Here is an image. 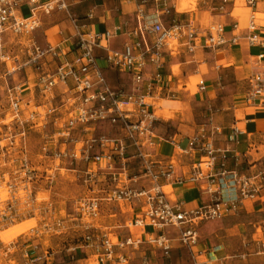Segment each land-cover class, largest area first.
Returning a JSON list of instances; mask_svg holds the SVG:
<instances>
[{"label": "built area", "instance_id": "built-area-1", "mask_svg": "<svg viewBox=\"0 0 264 264\" xmlns=\"http://www.w3.org/2000/svg\"><path fill=\"white\" fill-rule=\"evenodd\" d=\"M174 1L134 0L136 25L127 31L130 38L120 48H110L106 41L114 33L89 29L86 20L92 18V12L83 18L75 17L68 11V0H0V63L14 64L13 68L4 69L0 76L13 77L23 70L26 77L25 81L12 78L10 84L5 79L10 111L1 119L7 117L0 130V141L7 143H0V157L4 161L0 164V188H5L8 196L4 199L0 196V222L16 216L18 188L27 191L41 182L46 186L51 183L50 166L39 169L43 163L25 158L28 131L37 126L44 129L48 124L53 128L44 135L42 153L60 160L61 164L64 161L72 164L68 170L74 172L86 190L74 200L76 213L81 218L83 215L93 218L114 202L135 206L136 210L123 226L127 229L148 227L151 232L146 237L147 244L160 250L163 256L169 254L174 239L182 246L196 245L202 222L223 217L235 210L242 200L257 194L259 174L247 175L226 167L228 149L217 147L212 140V133L218 129L216 126L208 134L201 130L188 137L182 151L197 159L185 172L187 175L176 174L173 161L153 159L146 149H154L157 117L152 91L163 74L165 54L178 53L181 45L189 54L197 49L215 51L238 44L241 37L250 45L264 44L258 37L255 20L261 18L256 12L249 15L245 29L236 30L237 22H232L234 33L228 36L224 23L197 28L191 19L170 14L171 9L179 13ZM229 1L210 0V5L224 10ZM243 1L250 6L256 3V0ZM22 4L27 5V16L19 11ZM54 11L64 12L69 18L73 34L68 43L32 41L26 46L24 59H19L8 39L31 34L41 24L40 15ZM243 30L246 31L244 35L241 34ZM25 68L32 71L31 77L27 76ZM106 69L126 72L130 87L123 89L111 85ZM248 82L245 101L264 102V74H252ZM57 84L65 85L69 92L60 107H66L71 98L75 99L67 118L56 116L55 106L44 110L37 107L39 104H32L33 108H29L34 93L48 99ZM195 86L199 91L205 90V79L199 76ZM171 92L169 90L168 95ZM5 109L0 103V110L4 112ZM57 112L60 114L59 110ZM233 131L237 133L236 129ZM11 153L25 154L11 158L12 161L18 159L14 167L4 157ZM131 163L137 171L130 172ZM160 178L168 185L184 179L202 181L212 198L201 205L184 208L180 201L167 196L158 183ZM140 180H147L149 185H132ZM222 190L227 191L226 196ZM31 192L26 196H31ZM98 229L86 222L82 236L95 248L102 262L135 263L130 261L126 250L137 249L143 241L142 234L133 237L131 233H118L112 241L108 233Z\"/></svg>", "mask_w": 264, "mask_h": 264}, {"label": "crops", "instance_id": "crops-1", "mask_svg": "<svg viewBox=\"0 0 264 264\" xmlns=\"http://www.w3.org/2000/svg\"><path fill=\"white\" fill-rule=\"evenodd\" d=\"M77 1L79 2L80 0L74 2L76 3ZM72 3L71 0H68L69 6ZM105 3L106 0L94 3L93 6L89 7L78 17L83 18L85 14L91 11L92 18L86 20L89 29L100 32L104 30L112 31L114 34L106 41V45L110 48H120L122 44L130 38L127 31L133 29L136 25L134 0H116L117 5L115 10H118V15L113 19L106 16L110 8L106 7ZM173 4L179 13H175L174 10L171 9L170 14H174L183 19H191L197 28H203L212 23H224L227 28L228 36L234 33V30L231 31L230 24L232 22H237L236 30L245 29L249 15L252 12L264 14V0H256L255 5L252 6L248 5L243 0H230L225 5L224 10H218L211 6L210 0H175ZM191 4H195L194 9H186L188 6H191ZM97 8H99L100 12L96 13L95 9ZM19 11L22 16H27V5H20ZM54 14L58 16V14L64 15L65 13L54 11L49 15L41 14L40 26L45 17ZM258 17L261 19L255 20L257 23V33L260 40L264 41V16ZM63 22L65 21H62L61 24ZM54 26L57 27V25L52 24L47 27V29H44L43 44L48 42L61 43L62 45L67 44L73 34L69 18L66 19L64 23L65 29L61 26V28H55V32H47L52 29V27L54 28ZM241 32L243 35L246 34L245 30ZM101 42L104 43V40ZM99 53H102V51L99 50ZM70 55L71 54H69V56ZM246 57L247 59L244 60L243 58ZM248 58H255L258 62H264V44L250 45L245 38L241 37L238 44L215 51H202L201 49H197L195 53L189 54L185 52V47L181 45L178 47V53L165 54L163 74L160 81L157 84L154 83L155 90L152 91V102L157 117L155 123H158V129L155 132L156 137L153 139L154 149L151 150L152 148H146L151 153L153 159L163 162L169 160L173 161L176 174L181 173L187 175L185 172L190 170L193 161L197 159V156L187 155L182 151L186 146L188 137L201 130H204L205 134H208L212 128L216 126L218 129L216 132L212 133V140L217 147L228 149L226 167L235 169L239 173L247 175L259 174V177L261 176L260 180H257L260 187L257 194L250 200V204L244 199L246 202L242 200V203H240L235 210H231L226 214L228 215L235 212V214H231L229 217L237 219L238 222H244L249 214L253 215L254 212H259L260 209L264 208V154L260 152V146L264 145V128L259 126L261 122L264 123V102L258 100L247 102L243 99L241 100L242 103L237 104L231 101L226 107L221 106V108L214 110L212 109V101L209 99V94L216 89L223 88V83H225L224 78H226L229 73L233 72L236 77L235 69L237 64L241 62L246 63ZM202 64H205L206 68L214 67V70L210 72L211 74H209V70L207 72H202ZM173 66H177V68H172ZM105 73L107 79L110 75L116 77V79L117 77L119 79L120 76L126 77L128 84L127 87L123 89H128L130 87V77L126 72L106 69ZM205 73L209 76L207 77ZM188 75H197L204 78L206 81V89L199 91L196 88L195 99L190 102V107L187 108L182 107L181 100H184V95L187 93L185 90L187 86L185 79ZM109 80L110 79H108V81ZM234 84L235 86L237 85L236 81ZM178 86H181V88ZM169 90L172 91L169 93V95L172 94L170 96L168 95ZM234 90L235 91H231L229 95H234L238 92L237 87L234 88ZM229 95H225L224 98L229 97ZM177 102L180 104V110L174 112L173 108ZM240 106H242V114L238 115L237 111ZM172 113L175 114L176 118L173 119L170 117ZM165 114L169 115L168 118L170 117L171 123L174 125L176 124L177 127V131L168 137H164L159 132L161 131L160 126L163 120H167L164 118ZM182 127L184 130H181ZM233 129H236L237 133H234ZM191 132L195 133L192 134ZM188 133L191 134L189 135ZM129 151H131V148H129ZM28 152V149H26L25 154L28 155ZM14 154L15 153H11L7 155H12L10 158H15ZM22 155L18 153L17 157H21ZM6 158L9 157L7 156ZM130 166V172L137 171L138 168L132 166V163ZM158 183L163 187L168 185L163 178H160ZM132 185H149V182L147 180H140L136 183H132ZM169 187L170 191L167 192V196L172 200L180 201L184 208H192L201 205L212 198V194L204 189V183L202 181L184 179L181 182H171ZM222 191L223 196H226L227 191ZM124 206L130 210L128 213L129 218L136 208L135 206H129L128 203H125ZM249 208L252 210L250 211ZM200 226L198 228L199 238ZM204 226L205 224L202 225V228ZM126 230L127 233H131L133 237L139 234L143 236V241L139 244L137 249L129 248L126 250L130 257V261L135 262L134 264H208L210 261L220 260L226 257V246L224 244L213 245L210 242L211 237H215L219 233L212 236L207 235L209 242L204 238L191 247L182 246L174 239L171 243L172 248L169 254L163 256L160 250L147 244L146 237L151 232L148 227L143 226L141 229L135 227L134 230L126 228ZM172 235L174 234L172 233ZM93 250L96 252L95 248H93ZM105 262L106 264L114 263L113 261H104L103 263L105 264Z\"/></svg>", "mask_w": 264, "mask_h": 264}, {"label": "rangeland", "instance_id": "rangeland-1", "mask_svg": "<svg viewBox=\"0 0 264 264\" xmlns=\"http://www.w3.org/2000/svg\"><path fill=\"white\" fill-rule=\"evenodd\" d=\"M74 1L76 0H71L73 3L69 6V13L80 17L84 11L101 0H80L79 2L77 1L78 3ZM116 5V0H106L105 6L110 8L106 16L113 19L118 15V10H115ZM194 6L195 4H191L186 9H194ZM95 11L96 13L100 12L99 8L95 9ZM55 15L45 17L42 25L31 34L19 35L8 39L9 46H12L16 51L19 59H24L26 46L32 41L43 44L44 29H47V27L52 24L57 25V27L54 26L47 32H55V28L58 29L61 26L65 29L64 23L68 19L67 14ZM255 15L264 16L262 13H256ZM62 21L65 22L61 24ZM243 59L245 60L247 57ZM13 67L14 64L10 62H7L6 65L0 63V74L3 73L4 69ZM174 67L177 68V66L172 68ZM201 69L202 72L209 70V74H211L210 72L214 70V67L206 68L205 64H202ZM235 70L236 77L233 72L229 73L224 78L223 88L210 92L209 99L212 101V109L217 110L221 106L226 107L231 101L237 104L242 103L241 100L244 99L249 88L248 75L254 72L264 73V62H258L255 58H248L246 63H238ZM25 71L27 76L31 77L32 71L29 68H25ZM20 74H13V77L8 75L5 79L8 84L13 79L15 81H25L26 77L23 75V70L20 71ZM206 76L208 77L209 75L206 74ZM198 77L197 75H188L185 79L187 85L185 90L187 93L184 95V100H181L182 107H190V102L195 99V83ZM5 79L0 76V103H3L6 108L5 113L0 110V130H3L2 123L7 120V117L5 120H1L2 116L10 111V109H7L9 97L6 96ZM108 79H110L109 82L113 86L127 87L128 80L126 77L120 76L119 79L118 77L116 79V77L110 75ZM235 81L238 86H235ZM178 87L181 88V86ZM236 87L238 92L234 95H229L231 91H235L234 88ZM67 93L69 94L68 88L62 84L56 85L53 94L48 99L39 97V95L34 93L31 97L29 108H33L32 104H39L37 107H42L44 110L55 106L57 111H60V114L56 111V116L67 118L68 110L72 108V103L75 101V99L71 98L66 107H60L63 102L62 99ZM225 95H229V97L224 98ZM173 109L174 112L180 110V104L177 102ZM237 112L238 115L242 114V106L238 108ZM24 114L26 116L27 112L24 111ZM168 116L167 114L164 115L167 120H163L160 126L161 131H159L164 137H168L177 131L176 124L174 125L170 121V117L176 118L175 114H170L169 118ZM259 126L264 128V123L261 122ZM157 127L158 123H155L156 129H154V132L158 129ZM52 128L53 126L48 124L44 129L37 126L28 131L27 149L29 152L28 155H25V158L34 163H43L42 166L38 167L39 169L50 166L49 172L53 175V178L51 183L48 184L49 186L41 182L27 191H23L20 188L17 189L15 195L19 198L15 202L16 216L12 220L0 222V232L2 231L0 236L3 238H0V264H104L100 259V255L94 252V247L88 245L89 242H86L82 236L86 222L98 227V231L108 233L112 241H115V234L120 233L123 235L127 233L123 224L127 223L130 210L122 202H114L108 205L100 215L93 218L84 215L81 218L80 214L76 213L74 200L79 196H83L86 190L74 172L68 170L71 169L72 164L69 165L65 161L61 164L60 160L45 157L41 150L45 138L44 135L51 132ZM181 130H184L183 127ZM191 133L188 134L190 135ZM0 143L4 144L7 141L1 140ZM67 146L70 147L71 145ZM260 152L264 154V145L260 146ZM7 156L9 157L8 164L14 167L18 163V159L12 161L10 158L12 155ZM3 162V157H0V164H3ZM169 188V185L163 187L167 192L170 191ZM29 191H32L31 196L27 197L26 195ZM1 192L4 194L0 195L3 199L8 196L5 188H0V194ZM12 192L14 191L10 193ZM251 199H246L248 204H250ZM249 210L251 211L252 209L249 208ZM231 214L233 215L235 212L219 219L206 220L200 226V238L198 241L205 238L209 242L208 236L219 233L217 236L211 237L210 242L213 245L224 244L226 246V257L210 261L208 264H264V208L260 209L259 212H254L253 215L249 214L244 222H238L237 219L229 217ZM203 224L205 226L202 228ZM134 229L135 227H131V230ZM12 230L15 233L6 234Z\"/></svg>", "mask_w": 264, "mask_h": 264}, {"label": "bare ground", "instance_id": "bare-ground-1", "mask_svg": "<svg viewBox=\"0 0 264 264\" xmlns=\"http://www.w3.org/2000/svg\"><path fill=\"white\" fill-rule=\"evenodd\" d=\"M180 1V0H179ZM180 3V2H179ZM178 3V4H179ZM175 4H176V2H175ZM178 7V6H177ZM170 189V188H169ZM167 192V191H166ZM3 192H1V194L0 195H4V194H2ZM21 229V228H20ZM6 230V229H5ZM17 230V229H16ZM13 231V232H12ZM12 231H10V232H7L6 234H12V233H15V231L14 230H12ZM2 232V231H1ZM1 232H0V234H1ZM4 236V235H3ZM109 236V235H108ZM0 238L1 239H3L1 236H0Z\"/></svg>", "mask_w": 264, "mask_h": 264}]
</instances>
